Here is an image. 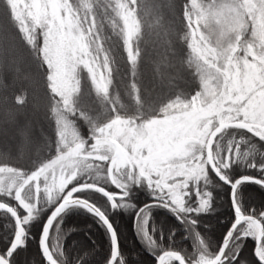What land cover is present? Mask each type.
<instances>
[{"label": "snow or ice", "instance_id": "1", "mask_svg": "<svg viewBox=\"0 0 264 264\" xmlns=\"http://www.w3.org/2000/svg\"><path fill=\"white\" fill-rule=\"evenodd\" d=\"M179 7L183 34L176 35V42L182 40L184 47L172 46L169 29L157 33L164 38L157 71L170 94L153 104L141 97L135 77L142 15H155L159 24L158 5L145 0H3L0 15L15 29L37 71L44 70L45 116L55 155L29 170L0 160V215L16 229L9 248L0 253V264H12L13 254L27 247L29 225L50 205L54 210L41 233L49 264H57L54 228L70 208L85 207L111 229L87 195L93 192L117 209L133 187L146 186L155 204L195 225V217L211 208L210 173L234 189L235 220L225 243L210 255L197 234L203 249L197 258L169 251L158 264H235L240 259L235 249L245 241L255 242L253 255L264 264V211L245 210L235 194L241 183L264 186V179H229L234 164L247 156L242 142H225L232 129L264 140V0H183ZM118 49L126 54L133 77L126 86L134 101L131 110L113 90ZM0 60L7 63L6 49ZM83 71L90 87L82 88ZM180 81L194 87L181 91ZM13 100L25 104L22 95ZM16 113L0 97V125L15 124ZM248 166L264 172V165ZM140 218L147 225L146 210ZM111 239L118 254L115 231Z\"/></svg>", "mask_w": 264, "mask_h": 264}, {"label": "trees", "instance_id": "2", "mask_svg": "<svg viewBox=\"0 0 264 264\" xmlns=\"http://www.w3.org/2000/svg\"><path fill=\"white\" fill-rule=\"evenodd\" d=\"M145 2L159 6L160 23L156 22V16L153 14L142 15L141 57L135 79L140 87L141 97L155 104L164 95L170 94L165 77L157 71V61L160 59L164 39L157 33L163 28L169 29L172 33L169 37L173 41L172 46L184 47L182 40L176 42V35L183 34L179 31L181 26L179 6L182 5L183 0H145ZM2 8L3 0H0V11ZM105 33L110 35V29L105 28ZM4 49L7 50L8 60L7 63L0 60V97H6L9 104L17 109L16 123L21 122V127L28 111L32 115L39 110L37 114L41 117L42 123L38 129L33 127L30 132L36 135L39 145L36 153L22 160L15 154L1 152L0 160L6 158L8 163L29 170L55 155L54 133L45 116L48 90L43 75L44 70L37 71L27 52L20 46L15 29L3 15H0V57L4 55ZM117 51L116 67L119 71L113 73V90L119 93L120 102L131 110L134 101L126 91L127 84L133 79L130 64L122 49ZM23 70L27 76L24 75ZM23 76L31 86L23 83ZM81 76L82 88L90 87L86 79V71H83ZM15 82L19 85L13 87L12 83ZM178 85L179 90L187 92L194 87L193 84L184 81L178 82ZM18 95L25 98V104L22 106L14 104L13 98ZM29 118L31 117L28 115L27 120ZM30 134H27L25 139L29 140ZM233 140L242 142L241 151L247 156V160L234 164L229 172V179L233 181L241 177L264 179V172L259 168L248 166L249 162H254L258 166L264 165V140L243 130L232 129L226 135L225 142ZM208 186L213 196L211 208L195 217L197 221L195 225L182 222L178 214L170 208L158 204L150 205L153 203L154 194L146 186L133 187L127 200H122L121 206L117 209H113L101 193L87 194L89 199L103 210L116 231L119 256L114 264H156V256L165 251L179 252L188 260H193L203 251L197 234L203 239L208 254L218 253L225 235L235 220L231 203L232 186L219 180L215 173H210ZM236 195L245 210L264 211V187L244 182L236 189ZM53 208L54 205L48 206L29 225L27 247L20 248L13 254L12 264H47L40 250V234ZM145 210L148 217L147 225H144L140 218V213ZM139 223L143 228L139 229ZM15 230L12 221L0 215V253L9 248ZM146 233L151 235L155 243L148 239ZM51 246L57 264H107L112 253L111 239L105 226L89 211L78 206L70 208L61 216L58 227L54 228ZM254 247V241H245L241 247L235 249L240 257L235 264H259L253 255Z\"/></svg>", "mask_w": 264, "mask_h": 264}, {"label": "rangeland", "instance_id": "3", "mask_svg": "<svg viewBox=\"0 0 264 264\" xmlns=\"http://www.w3.org/2000/svg\"><path fill=\"white\" fill-rule=\"evenodd\" d=\"M24 75L27 76L26 73ZM23 83L31 86V84L27 82L26 79L24 80V76H23ZM17 84L19 85L18 82L12 83V86L13 87L18 86ZM38 111L39 110L36 111V114L34 113L32 115H30L31 112L29 111L26 114L27 117L25 118V120H23L24 122L22 123L23 127L25 125L27 126L26 132L24 133L18 131V129L21 127V122L12 125H5V126L0 125V154L1 152L11 155L15 154L16 156H19L22 160H24L29 158L34 153H36V151L39 149V145L37 144L36 135L34 133L30 134V132L32 131L33 127L38 129L42 123L41 117L39 116V114H37ZM28 115L31 117L28 119L30 122L27 120ZM27 134H30L29 140L25 139V136ZM138 226L139 229L143 228V225L140 223L138 224Z\"/></svg>", "mask_w": 264, "mask_h": 264}, {"label": "water", "instance_id": "4", "mask_svg": "<svg viewBox=\"0 0 264 264\" xmlns=\"http://www.w3.org/2000/svg\"><path fill=\"white\" fill-rule=\"evenodd\" d=\"M242 178V177H241ZM241 178H239V179H237L236 181H239V180H241ZM243 178H247V177H243ZM251 183H255V184H258V185H260V186H262L260 183H256V182H251ZM262 187H264V186H262ZM235 194H236V192H235ZM233 195H234V189H233V187L231 188V203H232V209H233ZM153 204H155L154 202L153 203H151L150 205H153ZM150 205H147V207L148 206H150ZM78 207H81V208H84V209H86L85 207H83V206H78ZM53 210H54V208H53ZM52 210V211H53ZM87 210V209H86ZM52 211H51V213H52ZM88 211V210H87ZM51 213L49 214V216L47 217V219L50 217V215H51ZM91 214H93L104 226H105V228L107 229V231H108V233H109V236H110V239H111V232L112 231H115V229H114V227H113V225H112V223L110 222V220L108 219V217L106 216V218L108 219V222H109V224L111 225V229H109V226L108 225H106V224H104L103 223V221L98 217V216H96L94 213H92V212H90ZM46 219V220H47ZM234 223V222H233ZM233 223H232V225L230 226V228H229V230L233 227ZM46 226V221H45V223H44V225H43V227H45ZM42 230H43V228H42ZM229 230H228V232H229ZM227 232V233H228ZM41 233H42V231H41ZM115 233H116V231H115ZM116 237H117V234H116ZM226 237H227V234L225 235V237H224V239H223V241H222V244H221V246H220V249H219V251L221 250V247H222V245L225 243V239H226ZM117 241H118V238H117ZM41 242H42V236H41V234H40V250H41ZM111 245H112V253H111V257H110V259H109V261H108V263L107 264H114L115 262H116V260H117V258H118V256H119V244H118V254H117V251H116V249H115V247H114V244H113V241H112V239H111ZM218 251V252H219ZM166 252H169V251H165V252H163V253H166ZM163 253H161L159 256H156V264H158V261H159V259L161 258V255L163 254ZM177 253H179V252H177ZM41 254H42V257H43V259L47 262V264H49V262L46 260V258H45V256H44V254L42 253V250H41ZM115 257V258H114ZM176 264H178V262H175Z\"/></svg>", "mask_w": 264, "mask_h": 264}, {"label": "flooded vegetation", "instance_id": "5", "mask_svg": "<svg viewBox=\"0 0 264 264\" xmlns=\"http://www.w3.org/2000/svg\"><path fill=\"white\" fill-rule=\"evenodd\" d=\"M161 206H163V205H161Z\"/></svg>", "mask_w": 264, "mask_h": 264}]
</instances>
